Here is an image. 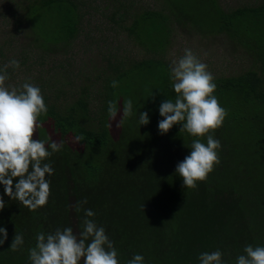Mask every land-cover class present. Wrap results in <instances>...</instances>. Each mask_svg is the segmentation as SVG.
<instances>
[{
    "label": "trees",
    "instance_id": "1",
    "mask_svg": "<svg viewBox=\"0 0 264 264\" xmlns=\"http://www.w3.org/2000/svg\"><path fill=\"white\" fill-rule=\"evenodd\" d=\"M2 27L0 68L20 63L7 69L6 86L40 88L48 112L34 138L62 147L45 161L54 169L46 206L31 211L0 184V228L8 232L0 264H31L38 232L71 227L78 235L84 209L105 228L120 264L136 254L144 264H199L201 253L217 249L225 264H236L246 245L264 246V0L229 8L220 0H0ZM94 27L101 35L89 37ZM176 27L225 33L251 55L248 68L214 77L227 113L210 133L220 141V163L196 189L176 174L193 138L181 124L163 135L158 129L160 104L176 97L165 54ZM108 31L124 35L140 56L107 50ZM93 46L105 55L96 70L76 57ZM129 99L133 115L119 125ZM109 101L117 105L115 120ZM140 112H148L149 124L139 125ZM16 232L24 244L12 252Z\"/></svg>",
    "mask_w": 264,
    "mask_h": 264
},
{
    "label": "clouds",
    "instance_id": "2",
    "mask_svg": "<svg viewBox=\"0 0 264 264\" xmlns=\"http://www.w3.org/2000/svg\"><path fill=\"white\" fill-rule=\"evenodd\" d=\"M9 67L19 69L20 63L12 59L0 68V184L12 200L36 211L47 205L51 194L50 180L46 177L52 175L54 169L45 161L61 150L62 143L52 141L46 147V141L34 138L39 118L47 115L48 108L38 86L28 82L19 90L6 86ZM169 71L176 97L174 101L168 99L160 104L163 119L158 122V129L163 135L174 125L181 124V132L193 138L191 152L177 164L176 174L182 178L185 188L196 189L198 182L206 181L220 163L217 150L221 144L210 133L222 127L227 113L214 95L213 74L191 49L186 48L181 57L173 59ZM118 86V81L112 82L113 88ZM108 115L112 120L117 117V105L113 101L108 102ZM132 115L133 104L129 99L124 104L119 125ZM149 122L148 112H140L139 125ZM204 137H207L206 143L202 142ZM76 139L83 140V136ZM4 207L0 196V210ZM80 210L78 204L77 211ZM84 215L78 235L71 227L47 234L38 232L36 245L29 249L31 264H81V261L83 264H120L118 251L105 228L90 219L95 213L84 209ZM0 233L3 234L0 245H3L8 239L7 229L0 228ZM23 244V235L16 232L10 250L19 251ZM243 251L244 254L236 258V264H264V246L246 245ZM223 255L219 249L203 252L198 257L199 264H225ZM127 264H144V257L136 254Z\"/></svg>",
    "mask_w": 264,
    "mask_h": 264
},
{
    "label": "rangeland",
    "instance_id": "3",
    "mask_svg": "<svg viewBox=\"0 0 264 264\" xmlns=\"http://www.w3.org/2000/svg\"><path fill=\"white\" fill-rule=\"evenodd\" d=\"M253 0H220L221 4L226 7H235L238 4L250 3ZM96 18V15L93 16ZM94 21V20H93ZM3 25V24H2ZM0 38L6 28L2 27ZM92 28V30H94ZM91 30V31H92ZM101 35L96 30L92 31L89 37L94 35ZM105 38L108 46L107 50H116L117 48L122 50L119 54L124 55V52L132 57H139L140 51L125 39L124 35L119 38L116 34H112L109 31L102 34ZM79 46V45H78ZM79 48H82L79 46ZM191 49L198 58L208 66L214 77L219 75L235 74L244 68H248L251 62V55L247 54L239 44H236L234 40L225 33H212V32H200L195 28H182L176 27L172 35L170 36V42L167 45L165 52L167 59L171 63L173 59H178L184 54V50ZM105 56L103 51L98 46L88 48L86 51H80L76 53V57L81 58L83 62L88 63L91 69H98L101 66V61H104ZM79 82V81H78ZM155 191H152V195ZM153 231L148 237L149 248L146 250V256L150 257L153 253L154 237H155V222L152 221Z\"/></svg>",
    "mask_w": 264,
    "mask_h": 264
}]
</instances>
